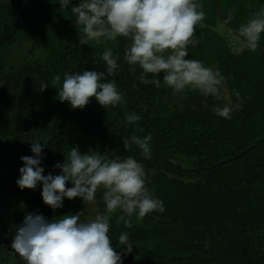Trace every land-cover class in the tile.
<instances>
[{"label":"trees","instance_id":"trees-1","mask_svg":"<svg viewBox=\"0 0 264 264\" xmlns=\"http://www.w3.org/2000/svg\"><path fill=\"white\" fill-rule=\"evenodd\" d=\"M79 2L60 8L59 0H0V191L12 208L7 217L0 215V264H25L11 248L21 216L52 220L82 211L80 219L87 221L96 215L81 198H65L53 210L43 203L42 184L35 190L18 187L20 157L32 156L30 142L37 140L44 144V175L60 174L54 165L64 162L71 146L121 160L132 156L144 166L146 186L165 211L139 220L134 214L131 228L116 223L120 212L112 214L108 235L115 250H125L118 241L123 232L133 245L122 264H264V34L253 51L238 31L264 0H197L205 19L195 29L199 44L189 46L186 58L218 68L227 78V97L220 101L198 91L173 93L163 73L156 77L160 87L141 84L140 70L133 74L124 60L130 43L125 38L79 44L71 13ZM229 35L245 46L234 49ZM17 47L20 55L12 56ZM106 48L120 56L107 79L125 102L107 109L94 98L83 109L61 102L64 74L106 71ZM56 75L61 84L53 86ZM41 83L48 84L43 91ZM233 89L243 102L224 119L214 109L237 102ZM125 113L142 119L129 125ZM133 134H151L152 160L136 145L124 149L123 139ZM102 195L98 190L97 214L106 208Z\"/></svg>","mask_w":264,"mask_h":264},{"label":"clouds","instance_id":"clouds-1","mask_svg":"<svg viewBox=\"0 0 264 264\" xmlns=\"http://www.w3.org/2000/svg\"><path fill=\"white\" fill-rule=\"evenodd\" d=\"M59 3L60 8H68L71 0H59ZM202 8L197 0H80L71 7V13L81 45L106 44L118 37L130 42L124 60L133 74L140 70L141 84L160 87L161 81L156 77L163 73V83L173 93L198 91L204 97L220 101L227 97V91H222L227 78L218 68L186 58L189 46L194 48L199 44L194 37L196 26L205 19ZM238 31L255 51L264 34V7L253 12ZM119 59L111 48H106L102 53L106 71L65 73L58 99L68 102L72 109L85 108L93 98L105 109L124 103L116 83L107 79L115 74ZM52 84H61L60 75L53 77ZM47 87L48 84H40L41 91ZM233 92L236 103L227 102L214 109L224 119H231L243 102L239 91L233 89ZM141 119L136 113H125L129 125ZM151 141V134L144 137L133 134L123 139V146L127 151L136 145L142 150L143 158L150 159ZM30 143L33 155L20 157L23 167L19 169L16 184L21 190H35L42 184L43 203L56 210L63 207L65 198L95 202L98 190L103 189L106 208L103 214L87 221L80 219L82 211L52 220L27 213L15 229L12 250L25 264H122V256L130 254L133 245L128 233L123 232L118 241L125 250H115L108 235L112 214L120 212L116 223L131 228L134 214L139 220L149 213L165 211L163 202L153 197L146 186L144 166L132 156L121 160L91 148L81 153L79 146H71L64 162L54 165L60 174L44 175V168L40 166L44 144L39 140ZM68 182L72 187L67 186Z\"/></svg>","mask_w":264,"mask_h":264},{"label":"rangeland","instance_id":"rangeland-1","mask_svg":"<svg viewBox=\"0 0 264 264\" xmlns=\"http://www.w3.org/2000/svg\"><path fill=\"white\" fill-rule=\"evenodd\" d=\"M218 28H222V27L219 25ZM228 39L230 40L234 49L240 50L245 46L243 41L239 40L237 42L236 38L232 35L231 36L229 35ZM18 49H19L18 47L14 49V55H12V56L17 57L20 55V54H16ZM149 160H152V158H150ZM0 170H1V168H0ZM87 206H88V212L90 214H96L97 215V206H96L95 202H92V203L87 202ZM11 210H12V208H11V205H10L9 200H8V194H5L2 191H0V215L7 217L8 214L11 213ZM95 216H89V218L93 219V218H95ZM20 218H21L20 219L21 222H23V220L25 219V216L23 215Z\"/></svg>","mask_w":264,"mask_h":264},{"label":"water","instance_id":"water-1","mask_svg":"<svg viewBox=\"0 0 264 264\" xmlns=\"http://www.w3.org/2000/svg\"><path fill=\"white\" fill-rule=\"evenodd\" d=\"M218 15L220 16V14L218 13Z\"/></svg>","mask_w":264,"mask_h":264}]
</instances>
